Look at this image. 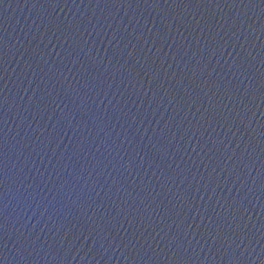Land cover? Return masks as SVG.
<instances>
[{
	"label": "water",
	"instance_id": "1",
	"mask_svg": "<svg viewBox=\"0 0 264 264\" xmlns=\"http://www.w3.org/2000/svg\"><path fill=\"white\" fill-rule=\"evenodd\" d=\"M0 264H264V0H0Z\"/></svg>",
	"mask_w": 264,
	"mask_h": 264
}]
</instances>
